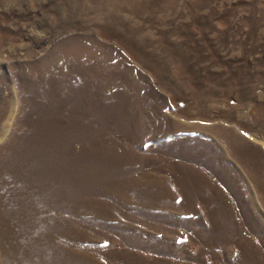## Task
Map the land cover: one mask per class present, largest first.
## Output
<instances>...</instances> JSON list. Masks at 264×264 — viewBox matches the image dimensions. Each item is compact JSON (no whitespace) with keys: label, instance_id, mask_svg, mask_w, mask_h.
Masks as SVG:
<instances>
[{"label":"rangeland","instance_id":"rangeland-1","mask_svg":"<svg viewBox=\"0 0 264 264\" xmlns=\"http://www.w3.org/2000/svg\"><path fill=\"white\" fill-rule=\"evenodd\" d=\"M0 264H264V0H0Z\"/></svg>","mask_w":264,"mask_h":264}]
</instances>
